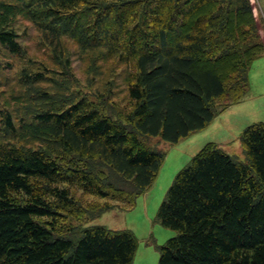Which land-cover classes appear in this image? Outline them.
<instances>
[{"label":"trees","instance_id":"trees-1","mask_svg":"<svg viewBox=\"0 0 264 264\" xmlns=\"http://www.w3.org/2000/svg\"><path fill=\"white\" fill-rule=\"evenodd\" d=\"M18 17L54 52L69 38L129 67L131 110L118 119L22 69L28 90L15 99L26 107L18 116L0 107V264H131L129 230L60 233L62 212L75 209L68 186L134 205L164 159L151 138L177 142L247 95L249 68L264 55L263 17L254 0H0V53L23 57ZM241 144L246 162L207 142L176 174L157 211L176 235L158 264H264V121L245 126Z\"/></svg>","mask_w":264,"mask_h":264},{"label":"rangeland","instance_id":"rangeland-1","mask_svg":"<svg viewBox=\"0 0 264 264\" xmlns=\"http://www.w3.org/2000/svg\"><path fill=\"white\" fill-rule=\"evenodd\" d=\"M254 1L264 20V0ZM14 30L18 34L24 54L19 57L0 53V107H6L16 116L26 107L20 99H15L28 90L19 82L23 69L28 72L40 70L47 74L48 77L38 84L39 87L56 93L58 86L50 80L65 83L68 89L64 93L67 94L62 96L72 94L74 97H88L92 101L100 100L105 103L104 109H113L120 114L116 115L118 119L131 110L125 87L130 70L117 58L107 57L101 49L82 52L69 38L62 39L61 53L54 52L37 29L21 17L16 19ZM248 78L247 95L220 111L204 127L190 132L174 143L159 138L149 140L152 148L164 153V159L151 186L136 198L134 205L129 206L119 199H102L90 195L77 185L68 186L75 209L62 212L64 216L60 217L57 228L60 233H64L67 227L76 232L83 226L96 225L112 230H129L137 238L131 264H158L160 247L176 235L175 230L163 226L157 218L158 208L176 174L188 165L207 142H214L221 151L232 155L235 160L246 162L241 133L245 126L264 121V55L252 62ZM36 145L43 147L44 144L36 143L34 147ZM54 156L63 165L70 164L72 160L66 155ZM88 162L94 173L102 169L96 159ZM105 202L107 210L100 212Z\"/></svg>","mask_w":264,"mask_h":264},{"label":"crops","instance_id":"crops-1","mask_svg":"<svg viewBox=\"0 0 264 264\" xmlns=\"http://www.w3.org/2000/svg\"><path fill=\"white\" fill-rule=\"evenodd\" d=\"M247 98V97H246Z\"/></svg>","mask_w":264,"mask_h":264}]
</instances>
